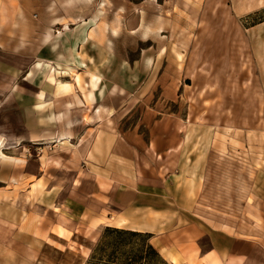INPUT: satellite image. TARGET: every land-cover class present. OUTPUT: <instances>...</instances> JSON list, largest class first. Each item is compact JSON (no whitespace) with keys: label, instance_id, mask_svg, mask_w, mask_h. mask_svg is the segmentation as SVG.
<instances>
[{"label":"rangeland","instance_id":"rangeland-1","mask_svg":"<svg viewBox=\"0 0 264 264\" xmlns=\"http://www.w3.org/2000/svg\"><path fill=\"white\" fill-rule=\"evenodd\" d=\"M116 4L122 5L117 11ZM99 8L105 10L103 21L86 27L69 23L70 31L61 25L65 23L55 26L34 17L0 24L1 45L11 53L0 74L17 83L12 94L0 80V127L5 132L0 135L5 141L0 154V264H168L152 237H120L111 227L94 233L67 216L76 200L75 176L82 177L85 169L74 165L75 144L48 148L42 157L39 146H21L29 141L19 137L22 109L35 104L34 94L45 86L42 79L54 82L58 75L60 81L73 82L70 77L85 62L86 78L97 76L107 86L104 101L112 115L102 119L110 130L122 138L135 132L141 146L152 136L160 148L167 140L181 145L178 155L149 154L154 166L142 158L153 179L163 181L174 170V204L195 214L206 229L251 243L250 253L264 262V0H103ZM147 29L148 38L143 36ZM88 33L107 34V47L83 45L87 56L79 55L72 69L67 62L56 76L51 68L28 75L38 62V34L80 52L82 34ZM83 84L80 79L82 91ZM165 117L168 137L165 122L151 135L150 127ZM43 159H50L46 167ZM40 171L45 175L38 176ZM38 178L30 189L28 180ZM30 215L39 237L33 236L36 229L32 235L18 229Z\"/></svg>","mask_w":264,"mask_h":264},{"label":"crops","instance_id":"crops-1","mask_svg":"<svg viewBox=\"0 0 264 264\" xmlns=\"http://www.w3.org/2000/svg\"><path fill=\"white\" fill-rule=\"evenodd\" d=\"M28 1L30 0H0V24L31 22L34 17L38 22H55V26L65 23L61 25L70 31L69 23L84 24L86 27L89 23L98 24L105 16V10L99 8L103 0H41L32 6ZM115 6L116 11L122 7L121 4ZM125 6L130 8L124 3V8ZM104 7L108 9L109 6L105 4ZM82 35L80 52H75V47H62L49 34H38V62L35 68L28 69V75L34 71L44 74L51 68L56 76L60 70L64 73L63 68L67 62L69 69H72L76 67L74 63L72 66V62L81 59L79 55L87 56L83 53V45L96 43L99 48L107 47V34ZM1 44L0 42V66L6 67L11 60V53ZM87 66L86 62L83 63L79 68L81 72L73 77L69 76L73 82L60 81L59 77L62 76L58 75L53 78L54 82L43 78L45 86L34 94L35 104L22 109L24 130L18 135L29 140L21 146H39L41 157L48 148L53 150L64 142L75 144L78 160L74 165L83 166L85 176H75L77 184H74L76 186L72 193L76 200L70 203L67 213L74 224L94 233L111 227L149 234L152 245L168 264H196L199 261L203 264H264L250 253L253 251L251 243L220 229H206L195 214L184 212L183 207L174 204L170 192L174 170L167 172L163 181L161 178L153 179L142 158L150 166H154L148 158L149 154L158 150L163 152L165 158L174 151L178 155L181 145L167 140L164 148H160L152 136L141 146L139 140L135 139V132H125V138H122L120 133L110 130L108 121L102 119L108 114L112 115L108 103L104 101L108 93L105 90L107 86L97 76L87 79ZM9 79L6 73L0 74L1 86L10 88L8 93H16L14 88L17 83ZM80 79L84 80L83 91L79 88ZM168 121L166 117L157 120L156 125L150 127V134L156 132L157 125L165 122L167 138L170 133L166 126ZM2 130L3 127H0V135L5 134ZM3 142L5 141H0V154ZM15 160L17 162L18 159ZM48 160L50 159H43L44 164L40 160L39 164L46 167ZM42 174L45 175V172L40 171L38 176ZM39 181V178L28 180L29 188H33ZM33 219L31 215L28 216L18 229L28 235L37 230L33 236L39 237L41 233L35 228L36 221ZM67 221L70 223L69 219ZM62 223L64 225L63 221ZM207 237L210 239V247L206 250L203 240ZM42 239L47 242L48 238L45 236ZM179 246L183 247L181 251L177 249ZM89 256L90 254L86 258Z\"/></svg>","mask_w":264,"mask_h":264},{"label":"trees","instance_id":"trees-1","mask_svg":"<svg viewBox=\"0 0 264 264\" xmlns=\"http://www.w3.org/2000/svg\"><path fill=\"white\" fill-rule=\"evenodd\" d=\"M120 237H133V236H148L151 237L149 234H142L138 232L126 231V230H117L114 231Z\"/></svg>","mask_w":264,"mask_h":264},{"label":"bare ground","instance_id":"bare-ground-1","mask_svg":"<svg viewBox=\"0 0 264 264\" xmlns=\"http://www.w3.org/2000/svg\"><path fill=\"white\" fill-rule=\"evenodd\" d=\"M148 31L151 32V29L145 30L144 37H147Z\"/></svg>","mask_w":264,"mask_h":264}]
</instances>
